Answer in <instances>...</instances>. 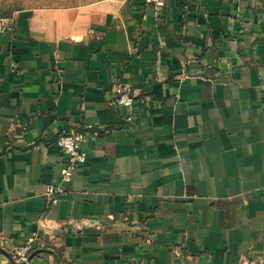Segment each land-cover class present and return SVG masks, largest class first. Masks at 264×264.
Segmentation results:
<instances>
[{
	"label": "crops",
	"instance_id": "crops-1",
	"mask_svg": "<svg viewBox=\"0 0 264 264\" xmlns=\"http://www.w3.org/2000/svg\"><path fill=\"white\" fill-rule=\"evenodd\" d=\"M10 19L0 264L32 233L40 264L264 262V0H91ZM116 80L135 89L130 111L108 104ZM85 124L99 135L61 183L57 136ZM47 184L65 186L53 204Z\"/></svg>",
	"mask_w": 264,
	"mask_h": 264
},
{
	"label": "built area",
	"instance_id": "built-area-1",
	"mask_svg": "<svg viewBox=\"0 0 264 264\" xmlns=\"http://www.w3.org/2000/svg\"><path fill=\"white\" fill-rule=\"evenodd\" d=\"M144 2L147 5H150L156 12H160L166 5L167 0H144ZM10 27V17H1L0 31H7ZM135 96V89L130 82L116 80L113 83L108 104L111 108H121L123 110L130 111L132 105L134 104ZM125 119L129 122L132 120L130 113L125 116ZM99 132V129L93 124H85L81 127L64 129L58 134L56 145L61 153L66 156L64 164H62L59 168L61 183L70 182L74 170L86 161V153L83 149V145L89 135L98 136ZM64 191V184H47L43 195L46 197L49 204H53L56 202L58 196L64 193ZM0 240H3L2 236H0ZM38 240V234L32 233L27 236L22 243L15 246L9 254L13 263L40 264L35 257ZM231 264H264V262L249 258L245 259L241 263Z\"/></svg>",
	"mask_w": 264,
	"mask_h": 264
},
{
	"label": "rangeland",
	"instance_id": "rangeland-1",
	"mask_svg": "<svg viewBox=\"0 0 264 264\" xmlns=\"http://www.w3.org/2000/svg\"><path fill=\"white\" fill-rule=\"evenodd\" d=\"M91 0H0V18L10 17L21 9L45 6H69Z\"/></svg>",
	"mask_w": 264,
	"mask_h": 264
},
{
	"label": "water",
	"instance_id": "water-1",
	"mask_svg": "<svg viewBox=\"0 0 264 264\" xmlns=\"http://www.w3.org/2000/svg\"><path fill=\"white\" fill-rule=\"evenodd\" d=\"M33 256V255H32Z\"/></svg>",
	"mask_w": 264,
	"mask_h": 264
}]
</instances>
